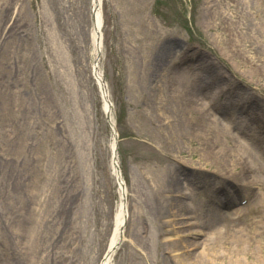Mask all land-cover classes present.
I'll list each match as a JSON object with an SVG mask.
<instances>
[{
  "label": "rangeland",
  "instance_id": "obj_1",
  "mask_svg": "<svg viewBox=\"0 0 264 264\" xmlns=\"http://www.w3.org/2000/svg\"><path fill=\"white\" fill-rule=\"evenodd\" d=\"M93 13V0H0V264L105 258L121 192L94 75ZM102 13L99 69L129 209L112 264H263L264 146L253 143L264 132L253 128L264 117L253 115L264 112V77L247 57L264 63V0H103ZM234 21L248 45L238 53ZM170 72L174 91L181 84L185 100L204 105L180 112L173 100L164 114L152 100ZM214 113L255 133L248 167ZM206 128L232 149L216 164Z\"/></svg>",
  "mask_w": 264,
  "mask_h": 264
},
{
  "label": "bare ground",
  "instance_id": "obj_2",
  "mask_svg": "<svg viewBox=\"0 0 264 264\" xmlns=\"http://www.w3.org/2000/svg\"><path fill=\"white\" fill-rule=\"evenodd\" d=\"M102 1L103 0H93V9H94L93 10L94 11V13H93V44H94L95 54H97L99 48L102 45V41H101V39H102V27H103ZM237 1L239 3H244L245 5L248 6L249 5V1H251V0H237ZM242 24L243 23L241 21L238 22V23H236L234 21L233 25L229 27L230 28V30H229L230 33L234 32V30L237 31V33L234 34V36L232 34L231 37H230L231 43L234 46L235 51L237 53L238 52H242V50H243L242 47L247 43V42H245V44H243V40H242L243 37L241 36V33H244V32L240 33V31L237 29V28H242ZM256 37L257 36H253L252 38H256ZM250 45L252 46V43H250ZM246 46H248V45L246 44ZM247 58H248V60L251 61L256 75L259 76V77H264V65H263L264 63L259 62L262 58L257 56V58H258L257 59L254 55L253 56H248ZM170 73H172V75H169V78H167L166 81H163V85L159 88V90L157 92H154L155 97H154V100H152L157 105V107L160 108L161 111H163L164 114H167L168 112L171 111V108H172L173 104L170 105V103H172L173 100H174V102L179 101V104H180L179 106L180 107L178 108V110L180 112L183 111L182 110L183 108L185 109L184 105H186L187 103L191 107L192 106H197V105L198 106L204 105L203 104L204 101L201 102L200 101V96H198V95L196 96V98H193V99L190 98L191 100L190 99H186L185 100V98H186L185 97L186 90H185V87L182 86L181 84H178L177 87H176L177 89L174 91V87H173V82H174L173 72H170ZM94 75H95V77H96V79H97V81H98V83H99V85L101 87V90H102L101 93L103 94V97H104L105 112L106 111L110 112V110L112 109V106L110 105L108 99H106V97H105V91H104L105 85L103 86V83L101 81V78L103 77V74H102L101 70L95 69ZM225 87L226 86L222 87V89H224ZM210 88H211V85H210ZM166 93H168V94L166 95ZM168 95L170 97L169 100H168ZM204 95L206 96V94H204ZM212 98H214V96H212ZM248 102L249 101L246 100L244 104H246ZM254 113L255 112H253V114ZM113 115H114V113H113ZM244 115H246V114L244 113ZM216 116L217 115L215 114V116H214L215 118H214V120H212V122L215 123V124H218V128L219 129L222 128L221 131H222V133L224 135L227 134L230 137L232 136L237 141V145L235 147L236 153H235L234 160H236L238 162V164H240L244 168L248 167L251 164V161H250L249 156L247 155L248 154L247 151L248 152L252 151L250 149H253L254 147L252 145L249 146L248 141H247L246 138L247 137L248 138L253 137L255 135V133L248 132V131L243 130V129L237 130L235 132L234 130H232L228 126H223V124L225 125V122H224L225 118L222 119L220 116H217V117ZM255 116H256V118H261V116L264 117V112H262L260 114L256 113V115H253V117H255ZM113 119L115 121V117ZM193 120L194 119L190 118V123L191 122L193 123ZM183 122H184V119L180 120V121L178 120L179 125H183ZM194 122H195V124H198L197 121L194 120ZM261 122H264V119ZM189 127H190V132L195 131L193 126L189 125ZM219 129H216V130L219 131ZM253 129L257 130V133L262 134L261 131L264 132V123H263V125L258 124ZM167 133L169 134L170 137L172 136L174 138L172 132L168 131ZM201 136L205 140V144L207 145V148H208L207 150H208V153L210 155L208 153L207 154H208V156H211L212 161H213L212 164H216L218 161L221 160L220 158H227L229 153L232 151V149L223 148L221 146V143L216 139V137L214 135L213 128H210V129L206 128L205 132H202ZM258 136H261V135H258ZM257 141H259V140H257ZM259 142L260 143H264V139L259 141ZM255 143L258 144V142H254L253 144H255ZM116 145H117V141L115 139V136H113L112 144H111V149H112V153L113 154L115 152ZM255 148L257 149V146ZM254 151L255 150H253L252 152H254ZM260 156L264 159L263 155L260 154ZM118 157H119V155H118ZM118 164L121 167L120 160L118 161ZM118 164H117V162H115V160L112 159L111 165H112V168H113V173H114L116 179H118V181L120 182V184L122 183V189H120V192H121V195H123V197L125 198V195L127 194V191H128L127 184L124 185V183L122 182V180L120 178V174H119V168L120 167L118 166ZM122 176H123V173H122ZM122 178L125 179L124 176ZM182 202L183 203H181V206H184L185 209H189L190 208L189 207L190 206L189 204H191L190 202H186V201H182ZM128 213H129L128 203L125 202L123 200V198H122L121 205H120V210H119V213H118L117 219H116V228H115V231L113 233V236H112L110 244H109V249H110L111 252H113L114 246L117 244V242H118V240H119V238L121 236L123 222L127 219ZM112 257H113V254L111 256L105 257L103 262H102V264H112ZM262 261H263V264H264V260L263 259H262Z\"/></svg>",
  "mask_w": 264,
  "mask_h": 264
},
{
  "label": "water",
  "instance_id": "obj_3",
  "mask_svg": "<svg viewBox=\"0 0 264 264\" xmlns=\"http://www.w3.org/2000/svg\"><path fill=\"white\" fill-rule=\"evenodd\" d=\"M108 119H109V121L111 122V116H110V114L108 115Z\"/></svg>",
  "mask_w": 264,
  "mask_h": 264
}]
</instances>
